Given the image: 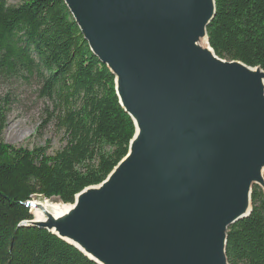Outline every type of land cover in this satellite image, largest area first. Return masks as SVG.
Wrapping results in <instances>:
<instances>
[{
  "label": "water",
  "instance_id": "1",
  "mask_svg": "<svg viewBox=\"0 0 264 264\" xmlns=\"http://www.w3.org/2000/svg\"><path fill=\"white\" fill-rule=\"evenodd\" d=\"M63 2L133 135L103 181L72 203L32 195L19 226L95 264H229L228 227L252 212L254 186L264 194V70L215 54V0ZM71 204L67 220L51 210Z\"/></svg>",
  "mask_w": 264,
  "mask_h": 264
},
{
  "label": "trees",
  "instance_id": "2",
  "mask_svg": "<svg viewBox=\"0 0 264 264\" xmlns=\"http://www.w3.org/2000/svg\"><path fill=\"white\" fill-rule=\"evenodd\" d=\"M208 42L225 60L264 70V0H215ZM34 82L52 104L48 121L64 146L47 154L6 144L11 101L0 95V264H95L31 219L22 203L34 194L72 203L103 181L125 156L133 124L120 107L114 78L90 51L63 0H0V81ZM252 212L227 230L229 264H264V194L252 190Z\"/></svg>",
  "mask_w": 264,
  "mask_h": 264
},
{
  "label": "rangeland",
  "instance_id": "3",
  "mask_svg": "<svg viewBox=\"0 0 264 264\" xmlns=\"http://www.w3.org/2000/svg\"><path fill=\"white\" fill-rule=\"evenodd\" d=\"M21 1L7 0L13 5ZM0 95H8L11 101L2 133L4 143L29 150L47 145V154L64 146L62 132L47 120L52 104L40 97L39 87L34 82L21 79L0 81Z\"/></svg>",
  "mask_w": 264,
  "mask_h": 264
},
{
  "label": "bare ground",
  "instance_id": "4",
  "mask_svg": "<svg viewBox=\"0 0 264 264\" xmlns=\"http://www.w3.org/2000/svg\"><path fill=\"white\" fill-rule=\"evenodd\" d=\"M201 44L202 43H204L203 42V40L201 39ZM74 204H71L70 206H64V207H57V205L56 206H52V208H51V210L55 213V217L57 218L58 216H59V220H67L68 219V216H67V214L69 215L70 213V210H72V208H74ZM60 208H61V211H60ZM68 210H69V212H68ZM60 215H62V216H60ZM65 216H67V217H65ZM73 239H75V238H73Z\"/></svg>",
  "mask_w": 264,
  "mask_h": 264
}]
</instances>
